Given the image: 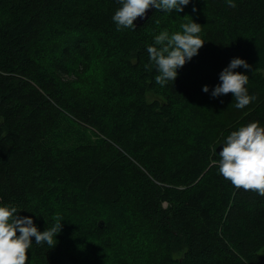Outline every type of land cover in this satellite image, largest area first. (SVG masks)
I'll return each instance as SVG.
<instances>
[{
	"label": "trees",
	"instance_id": "1",
	"mask_svg": "<svg viewBox=\"0 0 264 264\" xmlns=\"http://www.w3.org/2000/svg\"><path fill=\"white\" fill-rule=\"evenodd\" d=\"M232 3L117 31L119 0H0V206L40 231L62 218L26 264H264V196L212 165L232 131L264 127V0ZM193 20L204 45L157 84L147 47ZM237 57L243 109L211 95Z\"/></svg>",
	"mask_w": 264,
	"mask_h": 264
},
{
	"label": "clouds",
	"instance_id": "2",
	"mask_svg": "<svg viewBox=\"0 0 264 264\" xmlns=\"http://www.w3.org/2000/svg\"><path fill=\"white\" fill-rule=\"evenodd\" d=\"M189 2L190 0H119L121 7L116 10L112 19L117 31L135 30L134 21L138 17L142 18L150 7H154L157 12L179 13ZM228 3L231 7L236 6L232 0H228ZM196 10L194 7L193 11ZM181 28L182 32L171 34L167 30L161 31L154 37V43L147 47L149 63L145 65V70L150 71L154 66L158 72L155 82L161 86L175 81L178 68L197 55L205 43L199 35L201 24L193 20L182 24ZM238 67L250 69L252 66L243 58H233L220 73L221 83L215 86L211 95L215 98L231 93L236 101L235 107L243 109L256 97L248 94L246 85L249 77L235 71ZM203 91L208 92L209 86L205 85ZM222 145L219 159L212 161L219 174L237 189L251 190L264 196V127L260 126L259 121L250 122L232 131ZM54 220L52 226L47 221L46 230L40 231L31 216H19L14 206H0V264H26L33 237L37 245L46 243L49 248H54L56 236L62 231V218L55 216Z\"/></svg>",
	"mask_w": 264,
	"mask_h": 264
},
{
	"label": "water",
	"instance_id": "3",
	"mask_svg": "<svg viewBox=\"0 0 264 264\" xmlns=\"http://www.w3.org/2000/svg\"><path fill=\"white\" fill-rule=\"evenodd\" d=\"M154 7H150L148 10H147V12H146V14L141 18V17H138L135 21H134V23H135V25L137 26V25H139V24H142V23H144L148 18H149V16L153 13V11H154ZM223 142L222 143H220L218 146H217V152L219 153L221 150H222V147H223Z\"/></svg>",
	"mask_w": 264,
	"mask_h": 264
},
{
	"label": "rangeland",
	"instance_id": "4",
	"mask_svg": "<svg viewBox=\"0 0 264 264\" xmlns=\"http://www.w3.org/2000/svg\"><path fill=\"white\" fill-rule=\"evenodd\" d=\"M90 85L88 84L87 87H89ZM149 98H153L152 94L149 95ZM222 143V142H221Z\"/></svg>",
	"mask_w": 264,
	"mask_h": 264
}]
</instances>
